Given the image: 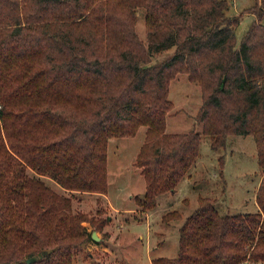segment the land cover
Returning a JSON list of instances; mask_svg holds the SVG:
<instances>
[{"label": "trees", "instance_id": "16d2710c", "mask_svg": "<svg viewBox=\"0 0 264 264\" xmlns=\"http://www.w3.org/2000/svg\"><path fill=\"white\" fill-rule=\"evenodd\" d=\"M228 8V0H0V264H71L108 220L73 212L71 198L106 192L108 140L140 126L142 212L189 174L201 133L213 149L251 135L261 172L257 211L220 215L215 199L199 195L176 256L151 264H264V0L243 9L255 17L238 46L240 18ZM178 73L199 85L201 131H166Z\"/></svg>", "mask_w": 264, "mask_h": 264}, {"label": "rangeland", "instance_id": "374dc122", "mask_svg": "<svg viewBox=\"0 0 264 264\" xmlns=\"http://www.w3.org/2000/svg\"><path fill=\"white\" fill-rule=\"evenodd\" d=\"M228 1V15H239L240 18L235 27L238 46L255 17L250 12H243V9L251 6L254 0ZM144 12L142 7L136 9L135 28L141 39H145ZM172 51L171 48L154 54L153 61H160ZM168 97L173 107L166 115V131H201V124L194 119L201 103L199 85L190 81L185 73H178L170 81ZM145 129V126H140L134 136L108 140L107 190L103 194L106 197L93 192H79L71 198L73 212L84 213L93 219L108 218L102 229L96 231L100 239L79 247L71 264H151L153 257L176 256L178 229L185 217L197 207L199 195L215 199V207L220 215L256 211L254 194L261 172L253 137L249 134H231L226 137L224 146L213 149L210 147V137L201 133L199 155L189 174L181 179L173 191L158 195L153 209L143 211L142 215L135 212L137 205L134 196L143 194L144 179L134 162L144 140ZM43 180L54 191L69 194L54 180L47 177ZM109 200L118 207H133L134 212H113L107 206L106 201ZM171 210H177L180 216L163 222L162 215ZM83 224L88 230L93 227L86 221Z\"/></svg>", "mask_w": 264, "mask_h": 264}, {"label": "crops", "instance_id": "0c3cea01", "mask_svg": "<svg viewBox=\"0 0 264 264\" xmlns=\"http://www.w3.org/2000/svg\"><path fill=\"white\" fill-rule=\"evenodd\" d=\"M136 157V156H135ZM261 178V176H260ZM53 181V180H52ZM260 181V179H259ZM259 184V183H258ZM258 186V185H257ZM93 193H96V194H101L99 192H93ZM103 195V194H102ZM130 197H132V194H129ZM255 196V194H254ZM103 197H106L105 195H103ZM255 198V197H254ZM106 199V198H105ZM256 202V201H255ZM107 203V206L113 211V212H117L118 214H124L125 212L127 211H130V212H134L133 210V207H130V208H125V207H118L115 203H113L111 200L109 201H106ZM137 205V204H136ZM256 206H257V209L256 211L258 210V205L256 203ZM135 212H138L139 214L142 215V211L140 210V207L137 205V208H135ZM89 229V228H88Z\"/></svg>", "mask_w": 264, "mask_h": 264}, {"label": "water", "instance_id": "95a60500", "mask_svg": "<svg viewBox=\"0 0 264 264\" xmlns=\"http://www.w3.org/2000/svg\"><path fill=\"white\" fill-rule=\"evenodd\" d=\"M91 238H92V240H96V241H98L100 239V237L97 235L96 230L91 231ZM29 260L30 259H27V261H29Z\"/></svg>", "mask_w": 264, "mask_h": 264}, {"label": "built area", "instance_id": "2783aa9c", "mask_svg": "<svg viewBox=\"0 0 264 264\" xmlns=\"http://www.w3.org/2000/svg\"><path fill=\"white\" fill-rule=\"evenodd\" d=\"M242 264H245L244 262Z\"/></svg>", "mask_w": 264, "mask_h": 264}]
</instances>
